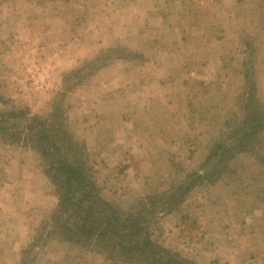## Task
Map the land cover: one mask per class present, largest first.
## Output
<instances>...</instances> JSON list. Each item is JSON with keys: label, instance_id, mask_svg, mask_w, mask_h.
<instances>
[{"label": "rangeland", "instance_id": "374dc122", "mask_svg": "<svg viewBox=\"0 0 264 264\" xmlns=\"http://www.w3.org/2000/svg\"><path fill=\"white\" fill-rule=\"evenodd\" d=\"M78 68L59 125L85 142L102 199L136 211L198 171L153 240L194 264H264V162L206 165L231 142L246 80L264 110V0H0V113L47 117ZM44 177L22 136L0 140V264H21L55 208ZM106 258L54 238L28 260L122 264Z\"/></svg>", "mask_w": 264, "mask_h": 264}, {"label": "trees", "instance_id": "16d2710c", "mask_svg": "<svg viewBox=\"0 0 264 264\" xmlns=\"http://www.w3.org/2000/svg\"><path fill=\"white\" fill-rule=\"evenodd\" d=\"M76 71L82 73L78 68L66 76V86L63 84L62 91L54 101L55 109L47 117L29 118L20 111L0 113V140L18 144L22 136L40 156L43 173L57 196V204L50 217L42 223L31 245L22 251L21 264H34V259L28 258H35L36 250L54 238L105 255L107 260L114 263L194 264L156 244L149 226L151 222L155 223L158 216L177 209L199 185L198 182L203 180L204 174L198 171L187 174L164 194L146 198L143 206L136 211L126 212L105 202L97 183V173L87 159L85 142L76 139L71 131L59 125L62 121V101L59 102V98L66 96L73 89L72 86L82 81L81 76H75ZM77 80L79 82L74 83ZM256 93L255 86L246 80L239 97L240 117L233 124L227 122L225 125L230 131L227 138L231 142L216 144L206 165L210 161L224 163L231 153H252L264 162V144L260 137L264 130V110L255 105ZM19 121L24 123L21 130L16 129Z\"/></svg>", "mask_w": 264, "mask_h": 264}, {"label": "crops", "instance_id": "0c3cea01", "mask_svg": "<svg viewBox=\"0 0 264 264\" xmlns=\"http://www.w3.org/2000/svg\"><path fill=\"white\" fill-rule=\"evenodd\" d=\"M44 183H45L46 186H49L50 182L44 177Z\"/></svg>", "mask_w": 264, "mask_h": 264}]
</instances>
